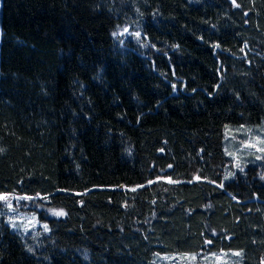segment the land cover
<instances>
[{
    "label": "trees",
    "instance_id": "obj_1",
    "mask_svg": "<svg viewBox=\"0 0 264 264\" xmlns=\"http://www.w3.org/2000/svg\"><path fill=\"white\" fill-rule=\"evenodd\" d=\"M0 29V194L51 227L31 251L0 219V264H264V164L223 182L226 126L264 121V0H0Z\"/></svg>",
    "mask_w": 264,
    "mask_h": 264
},
{
    "label": "rangeland",
    "instance_id": "obj_2",
    "mask_svg": "<svg viewBox=\"0 0 264 264\" xmlns=\"http://www.w3.org/2000/svg\"><path fill=\"white\" fill-rule=\"evenodd\" d=\"M133 33H139V37ZM114 37L121 45H125L127 41L145 44L139 18L119 25L114 32ZM224 148L230 163L225 167L223 182L232 179L237 171H245L248 165H263L264 121L252 126L227 125ZM2 195H5L7 200H0V219L24 239L29 250H35L40 245V240L51 231L49 222L41 220L38 212L32 210L33 206L36 208L38 201L44 198L17 194ZM24 197L30 199H24ZM54 211L61 210H53L49 216H56L53 215ZM44 225H47V230ZM234 253H240V255ZM150 264H243V252L228 250L205 253H165L155 255Z\"/></svg>",
    "mask_w": 264,
    "mask_h": 264
},
{
    "label": "snow or ice",
    "instance_id": "obj_3",
    "mask_svg": "<svg viewBox=\"0 0 264 264\" xmlns=\"http://www.w3.org/2000/svg\"><path fill=\"white\" fill-rule=\"evenodd\" d=\"M233 3H235V0H233ZM125 31H127V29H125ZM133 35H136L137 37H139V33H133ZM170 182H172V181H170ZM24 199H30V198L24 197ZM0 200H7V197L5 195L0 194ZM9 207H11L10 203H9ZM53 215L62 216V215H65V213L63 211H54ZM44 228H45V230H47V225H44ZM209 243H210V241H209ZM234 254L240 255V253H234Z\"/></svg>",
    "mask_w": 264,
    "mask_h": 264
}]
</instances>
